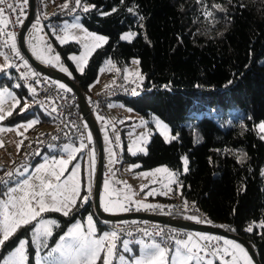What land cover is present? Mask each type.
Here are the masks:
<instances>
[{"label":"trees","instance_id":"trees-1","mask_svg":"<svg viewBox=\"0 0 264 264\" xmlns=\"http://www.w3.org/2000/svg\"><path fill=\"white\" fill-rule=\"evenodd\" d=\"M83 7L91 10L85 13ZM206 11L212 15L206 17ZM73 14L79 15L87 30L108 40L93 52L81 74L68 58L80 46L74 41L61 45L53 35L50 37V44L71 70L70 78L86 98L92 94L89 86L104 60L110 59L122 69L135 57L145 77L142 89L139 94L115 98L144 116H158L178 136L165 142L154 131L146 154L135 156L127 150L122 136L123 162L137 163L138 169L166 165L180 172L183 187L179 198L187 201V207L179 208L174 201L154 213L186 218L187 214L200 212L208 224L246 240L260 264H264V228L256 225L264 222V139L257 129V124L264 122V0H82V7ZM126 30L136 33L131 42L120 39ZM16 84L20 87H14ZM0 86L12 88L21 99L4 122L29 118L40 121L25 131L24 143L31 133L50 125V115L39 107L19 111L33 95L15 73L8 76L0 72ZM43 156L49 155L42 151L29 161L28 168L25 164V172L17 181L30 170V164ZM182 157L188 159L187 172L183 171ZM0 171V178L7 179L4 169ZM81 180L83 192L84 169ZM4 188L0 186V191ZM88 213L94 216L99 229L108 227L95 214L92 202L81 205L79 198L69 216L58 212L42 214L59 224L53 228L44 251L76 218ZM250 225H256L252 232L246 231ZM30 235L27 228L20 229L0 248V257L14 248L18 239L31 240ZM34 252L31 243L27 247L28 264H34ZM97 264L103 262L99 259Z\"/></svg>","mask_w":264,"mask_h":264},{"label":"snow or ice","instance_id":"snow-or-ice-1","mask_svg":"<svg viewBox=\"0 0 264 264\" xmlns=\"http://www.w3.org/2000/svg\"><path fill=\"white\" fill-rule=\"evenodd\" d=\"M27 0H25V3ZM123 2V0H122ZM0 3H4V0H0ZM76 8H72V12H76L77 8L82 7V0H75ZM9 8L13 6L8 5ZM65 9L68 8V4L63 5ZM95 7V6H92ZM219 8L218 5L214 6ZM91 9L89 7H83L85 13L89 12ZM112 11H116L113 9ZM4 9L0 8V17H2ZM129 12L136 14L135 10L129 8ZM102 15H109L110 13H101ZM21 15H23V10H21ZM212 13L206 11L205 16H211ZM6 26V21H3ZM22 23V21H21ZM39 19L36 24L33 25L34 31H42L38 27ZM75 30V31H73ZM62 32V34H61ZM77 33H83V37ZM0 35H5L7 39L4 41L5 45L11 47L12 54L17 59H22L20 52L16 47V36L15 33H5L3 28H0ZM55 38L59 41L61 45H64L70 41L78 42L81 38L91 40L93 43L91 46L88 44L84 45L85 51L80 56H71L69 59L76 62L77 70L83 74L85 67L87 66L88 59L91 57L93 52L100 48L102 45L108 42L107 38L102 35L92 34L87 32L86 29L79 23H74L70 27L65 25L62 30H54ZM136 33L128 32L120 36L121 40L131 42ZM43 41V37H41ZM30 49L32 55L41 63L46 66L58 67L59 70L69 77H71V72L68 68L63 65L61 62V57L59 54H54V49L51 44H48L44 41V46L37 48L35 44H30ZM5 64L0 66V72L5 75L8 74L7 70L10 68H16L19 70L20 67L28 68L27 72H22L20 78L27 82L28 79L38 76L34 70L29 68L28 62L23 61L22 65L9 62V56L5 55ZM132 63L139 64V60H133ZM108 64L115 68L117 73H120V69L115 63L111 60L108 61ZM103 71V69L101 70ZM125 75L123 79L125 82L128 81L129 70L124 68ZM135 76L139 78L140 85L143 84L145 77L137 71ZM98 82V81H97ZM39 83V80H37ZM115 83V81H113ZM138 85V86H140ZM26 86L29 89V94L35 96L36 90L31 85ZM57 88L70 91L69 88L64 83H57ZM14 87H20L19 84L14 85ZM111 87V85H106V88ZM167 87V86H165ZM133 95H136L137 92L133 89ZM0 98H6L7 100L12 101L10 108L11 110H5L6 105L4 99H0V122L4 121L7 117H11L13 110H15L21 103V99L14 96L9 88L5 87L0 91ZM30 108V105L25 100L24 107L20 108V112L24 113ZM55 111V109H53ZM99 120L103 121L102 116L97 117ZM40 121L38 119H33L30 122H26L23 125L18 127L24 128L25 131L33 128ZM157 128L160 129L161 135L164 136L165 142H171L172 140L178 139V136L171 135L168 126L162 123L159 119L155 121ZM10 129H2L0 131H6ZM18 131V129H17ZM115 146L119 147L120 144V134L115 132ZM258 131L264 133V123L258 125ZM23 135V133H18ZM264 139V136H261ZM26 139V137H25ZM53 139H56L53 137ZM86 139L89 143L92 141V136L89 133L86 137H82V140ZM104 139L107 143L112 144L113 141L109 139L107 133H105ZM141 145L147 144V139H145V134L140 136ZM135 144V141L133 142ZM2 144V142H0ZM23 140L17 145L19 150ZM88 147L87 144L81 142L79 146L74 147L72 145H64L60 151L65 153V157L57 158L52 157L51 167L46 161L45 164L40 165L36 168V173L32 179H24L20 181H14L16 186L9 185V180H12L14 173L9 172L6 174L7 179L0 178V186L5 187L6 190L0 191V209H3L0 212V247H4L7 242L12 240L18 235V232L22 228H27L28 231L32 234V240L18 239L16 242L15 250L11 256L4 262V264H27L29 257L27 255L26 245L31 243L37 244L38 247L47 248V239L53 236V228L59 227L58 222L55 219L45 218L42 214L48 212H58L62 213L64 216H69L74 208L77 206V198L80 199L81 203H86L91 196V185L89 184L86 189L82 188V180L78 181L77 175L81 171V164L75 163L71 168L70 175L65 177V171L67 166L72 164L77 158L78 153H82ZM131 151L133 156L137 155V152H145L143 146L139 147L137 151ZM40 155V153H35ZM95 153L91 151L89 154V162L87 172L89 178L91 172L95 167ZM109 162L116 163L118 159L115 153L109 149ZM184 171H188V159L185 157L183 159ZM132 167H139V165H132ZM132 167L128 170L131 171ZM46 171V175H40V173ZM156 172H165L171 178L170 183H176L178 187H183V185L178 180V173L169 171L168 168H157ZM114 175V173H112ZM145 176L151 174L145 173ZM64 177V179H62ZM146 185L142 186L141 191ZM167 187V185H165ZM105 196L110 195L108 192L109 182L105 181ZM171 191V189H169ZM151 194V193H150ZM167 194V193H163ZM105 196L101 197V202L103 205V210L105 212H112L114 208H119V210L127 211L123 206V200H128L133 203H137L140 207L145 209L149 208H158L159 205L144 204L138 201H132L131 196L125 195L119 202H112L105 199ZM6 197V199H5ZM185 207H187V201H185ZM188 219L197 220L195 216H189ZM199 222V221H197ZM31 226V227H29ZM256 225H250L246 231L252 232L253 228ZM260 227L264 228V222H262ZM96 226L93 223V217L91 215L87 218V231L84 230L81 223L75 224L73 227L68 228L67 232L64 235L59 236V243L51 249L48 253V257H51V261H48V257H43L45 264H97V261L101 258V253H103V264H114L113 261H110L109 257L116 254L118 247L117 241L119 237L115 231L105 232L103 235L96 238ZM145 235L152 237V233L145 231ZM155 236L161 237L160 232L154 233ZM220 237H215L211 235L198 234L194 238L192 234H189L186 239H175L174 247L168 248L164 246L163 243L158 242L155 239H152L150 243H145L143 241H137L136 243L141 245L140 254L138 257L129 261V264H212V260L209 259V256L217 257L221 264H252V260L249 257L247 250L239 243L232 240L223 239V247H218L213 245V241H219ZM163 240V237H162ZM168 240H172L171 237ZM122 250L125 253H129L132 249L129 247V241L123 240ZM53 253H58V256H53ZM230 257V259H226ZM121 261L124 260V256H120Z\"/></svg>","mask_w":264,"mask_h":264},{"label":"rangeland","instance_id":"rangeland-1","mask_svg":"<svg viewBox=\"0 0 264 264\" xmlns=\"http://www.w3.org/2000/svg\"><path fill=\"white\" fill-rule=\"evenodd\" d=\"M35 1L37 2V4L40 1L43 5H45L46 10L50 11L52 6L61 0H35ZM38 19H39L38 27L42 31L37 32V31H34L33 25L36 24ZM40 19H41V15H40L39 9L36 8L35 12H34L33 20L31 22V24L28 26V28L25 32V35H24L25 47H26L27 51L29 52V54L35 60H37V59L32 55V51L30 49V44H35L37 46V48L39 49V48L44 46V41H46V38L48 36L47 31L40 24ZM60 23H61L62 29L64 28L65 25L70 27L74 23L81 24L78 14H72L71 16H69L65 19H61ZM83 28L86 29L84 26H83ZM73 31H75V30H73ZM87 32L92 33V34L101 35V34H98L95 32H91L89 30H87ZM128 32L135 33L133 30H126V31L122 32L120 34V36L122 34H125ZM61 34H62V32H61ZM77 34L80 35L81 37H83V33H77ZM53 36L55 37L54 33H53ZM102 36H104V35H102ZM41 37H43V41L41 40ZM104 37H106V36H104ZM74 42H76V41H74ZM76 43L80 46L79 51L77 53L69 54L68 58L71 56H74V55L80 56L85 51L84 45L88 44L89 46H91L93 42L91 40L81 38ZM51 45L53 47V44H51ZM53 49H54V47H53ZM54 54H58V52L54 50L53 55ZM60 57H61V62L63 63V65L68 68L69 72H71L68 65L63 61V58L61 55H60ZM69 60L73 63L74 67L76 68V62L71 60V59H69ZM109 60L110 59L104 60L102 65L99 67L96 79L89 86L90 89L96 90L95 88H99L104 83L110 82L112 76L115 75L116 69L112 68L108 64ZM133 60H137V58H135V57L131 58L130 62L127 65H125L122 69L119 67L118 68L122 71L123 75H125V73L123 71L124 68H127L129 70L128 78L130 80H132L134 83H140L139 78L137 76H135V73L137 71L140 72L139 65L132 63ZM4 64H5V59L3 57L2 49L0 47V66H2ZM51 67H53V66H51ZM53 68L60 71L58 67H53ZM102 69H103V71H101ZM76 70H77V68H76ZM8 72L10 74H12L9 70H8ZM61 73H63V72H61ZM63 74H65V73H63ZM65 75H67V74H65ZM51 80L54 84L62 83L61 81L56 80V79H51ZM5 87L9 88V90L15 96L13 89L8 87V86H3V87L0 86V91H2L3 88H5ZM0 99H4V103L6 105L5 110H11L10 105H11L12 101L7 100L6 98H0ZM23 107H20V108H23ZM19 111H20V109H19ZM106 115H107L106 120L110 124L119 128V130L121 132V133H119L120 138H121L120 140L122 142H123L122 136L124 134V139L126 141L125 143H126L128 151H129V149H131L132 151H137L138 148L141 146H143L145 148V151H146L147 144L151 138L152 133L154 131H157L158 133L161 134L160 129L157 128V126H156V123H155L156 119H159L162 123L167 125L166 122H164L163 120H161L158 116H156L154 114H150L149 116H144V115L136 112L132 108L126 106L118 98H115L113 103L106 107ZM95 117H96V121H98V125L100 126V133H101V137H102V141H103V157H104L103 168H102V179H101L100 192H99L100 209L103 212H105L103 210V205L101 202V197L105 196V188H104L105 181L109 182L108 192L110 194V195L105 196V199L112 201V202H119L123 196L128 195V196H131L132 201H138V202H141L144 204L159 205L160 207H158V208H161V209H163L164 207L168 208L169 207L168 203L174 202V201H175L174 202L175 206L179 205L178 206L179 208L185 207L184 206L185 203L184 202L181 203L180 198H179L180 197V191H181L180 187H178L176 183H170L171 178L168 176L167 173L155 171L157 168H165L166 167L169 169V171L178 173L180 175L179 171L171 169V168L167 167L166 165H160V166H157V167L151 168V169H138V167H132V165H138L137 163L123 162L122 167H121V176H118V175L114 176L112 174L113 173V164L109 162V149H110V147L104 139L105 135H104V131H103L102 122L97 118L98 116H95ZM31 120H33V118H29L26 120H20L16 123H6L4 121L0 122V128L10 129V130H6V131H0V142H2V144H0V169L2 168V165L5 162H8L11 160V156H14L16 154V152L18 151L17 145L22 140L21 137L26 133L24 128L18 127V126L23 125L26 122H30ZM260 123H264V122L263 121L259 122L257 124V129H258V125ZM17 129H18V131H17ZM168 129H169L171 135H174L171 132L169 126H168ZM18 133H23V135H20ZM142 134H145V139H147V141H148L146 145H141L139 138ZM262 136H264V133H262ZM163 138H164V136H163ZM134 141H135V144L133 143ZM92 151H94V153H95V157H94L95 167H94V170L92 171L91 176H90L91 188L93 186L94 175H95V170H96L97 149L95 147H93ZM129 152H131V151H129ZM137 153H145V152H139L138 151ZM78 155H79V153L77 154V156ZM52 157H55V156H53V155L43 156L34 165L30 164V170H27V172L24 174L23 178L20 180L32 179L35 175H37L36 168L42 164H45L46 161H47L49 168H50ZM184 158L185 157H182V161ZM75 163L81 164V171L77 175V178H76L78 181H81V172L85 167V158H83V157H80L79 160L76 158V160H74L72 162V164L67 166V169L69 166H70V169H69V171H67V170L65 171V177L70 175L71 168ZM183 165H184V163H183ZM28 167L29 166H27V168ZM130 167H132L131 171L128 170ZM184 167L185 166H183V171H184ZM145 173H149L151 175L145 176V175H143ZM262 173L264 174V165L262 167ZM40 175H46V171L42 170ZM179 175H178V180L180 181ZM62 179H64V177H62ZM144 185H146V187H144L143 191H141V188ZM165 185H167V187H165ZM12 186L13 187L16 186L15 183L12 184ZM85 187H86V184H85ZM169 189H171V191H169ZM163 193H167V194H163ZM91 196H92V194H91ZM91 196L89 197L88 200H91ZM172 198H173V201L171 200ZM5 199H6V197H5ZM77 200H78V198H77ZM89 202H92V204H93V199ZM81 205H82V203H81ZM123 206H124V208L127 209V211H122V210H119V208H114V210L112 212H106V213L118 214V213H123V212H129L131 210L134 212H144V213H152L153 212L154 213L155 210H157V208L145 209L143 207H140L137 203H133V202H130L128 200H123ZM2 211H3V209H0V212H2ZM89 215H91V214L88 213L85 216H82V217L80 216V217L76 218V220H74L67 227V229L64 231V233H62V235H64L67 232L68 228L73 227L77 223H81L83 225L84 230L87 231V218ZM91 216L93 217V223L96 226V233H95L96 238L103 235L105 232H109V233L112 232V229L108 228V227L99 229L94 216L93 215H91ZM189 216H195L197 218V220H192V221H195V222L199 221L198 223H207L205 217L200 212L186 215V217H189ZM49 219H53V218H49ZM189 220H191V219H189ZM260 224L261 223H257L256 225L259 226ZM197 233L204 234V235L210 234V233L199 232V231ZM21 239L27 240V238H24V237ZM30 239L31 240L33 239L32 234L30 235ZM48 239H47V241H48ZM222 239H228V240H232L234 242L239 243L238 241L230 239V238L222 237ZM59 242L60 241L58 238L56 243L52 247H50L48 249V251H44L43 247H38L37 244L32 243L33 247H34V251H35L34 252V264H45V261L42 258L48 257V253ZM27 247H28V245H26V249H27ZM140 248H141V245L138 246V252L134 255H130V254L125 253L123 251H118V249H117L116 254L113 256H110L109 259H110V261H113L114 264H129L130 260L139 256ZM14 250H15V247L12 248L10 251L6 252L3 256H1L0 257V264H4V262L11 256V254L13 253ZM27 255H28V253H27ZM58 255H59L58 253H53V256H58ZM120 256H124L123 261H121L119 259ZM51 259H52L51 257H48V261H51ZM209 259L212 260V264H215L212 257ZM100 260L103 262V253H101ZM252 264H254L253 261H252Z\"/></svg>","mask_w":264,"mask_h":264},{"label":"built area","instance_id":"built-area-1","mask_svg":"<svg viewBox=\"0 0 264 264\" xmlns=\"http://www.w3.org/2000/svg\"><path fill=\"white\" fill-rule=\"evenodd\" d=\"M68 4V8L65 9L63 5ZM12 5L9 8L8 5ZM0 8L4 9L2 17H0V28H3L5 33H15L16 36V47L20 52L22 59H17L11 51L9 45H5L4 41L7 39L5 35H0L2 40V52L4 55L9 56V62L16 63L19 65L23 64V61L28 62L29 68L38 73V76L30 78L25 82L20 78L22 72H27L28 68L20 67L19 70L16 68L8 69L12 74L15 73L19 77V81L22 85H31L36 90L35 96L28 102L30 105L29 109L33 107H39L50 115V125L48 127L40 128L31 135L26 140L23 148L18 153L17 158L12 159L7 164L5 163L2 168L4 169V175L9 172L14 173V177L9 182L17 181L18 177L25 171V164L28 166L29 161L37 156L35 153H41L42 151L47 152L48 155H53L57 158L65 157V153L60 151L64 145H72L74 147L79 146L81 142L88 145V147L79 153L81 157L85 158V163L89 162V154L93 147L96 148L93 136L88 128V125L84 119V116L80 110L78 104V95L70 90L64 91L57 88L50 77L36 69L28 60V58L21 52L19 48V33L21 25L28 13L29 3L28 0H4V3H0ZM35 8L39 9L41 19L40 24L45 28L48 33L46 41L50 44V37L53 35L54 30H62L60 23L61 19H65L71 16L74 12L71 11L72 8H76L75 0H66L65 2H58L52 6L50 11L46 10L45 5L40 1L36 2ZM21 10H23V15H21ZM6 21V26L3 23ZM22 21V23H21ZM122 71L120 73H115L112 76L110 82L104 83L100 88L93 91L88 97V110L92 117L96 120L95 116H102L104 118L102 122L104 135L107 133L109 139L113 141L109 144L111 150L115 153L118 162L113 164L114 176H121V167L123 164V152L122 144L120 140L119 147L115 146V132L121 133L119 128L110 124L106 118V107L108 103L118 95H133V89L136 90L137 94L141 91L142 85L140 83H134L128 78L125 82L123 79ZM39 80V83H37ZM115 81V83H113ZM106 85H111V87L106 88ZM140 85V86H138ZM27 87V86H26ZM28 109V110H29ZM55 109V111H53ZM97 125H98V121ZM99 131L100 126L98 125ZM91 134L92 141L89 143L86 139L82 140V137H86ZM55 137L56 139H53ZM102 138V137H101ZM92 173V172H91ZM113 179V178H112ZM114 180V179H113ZM91 200L93 199V191L91 188ZM88 200V201H91ZM85 203H82V205ZM109 227L112 231H115L119 237V244L122 240H128L129 242L136 243L137 241H143L145 243H150L152 239L157 240L164 244L168 248L174 247L175 239H186L189 234H192L194 238L198 235L197 231L173 226L167 223H160L154 220L148 219H122L116 220L109 223ZM145 231L152 233L153 236L150 238L145 235ZM160 232L161 237H157L154 233ZM215 237H220L219 241H213V245L218 247H223L222 236L214 234ZM163 237V240H162ZM171 237L172 240H168ZM119 246V245H118ZM213 258L215 264H221L220 260L215 256H210ZM230 259V257H226Z\"/></svg>","mask_w":264,"mask_h":264},{"label":"water","instance_id":"water-1","mask_svg":"<svg viewBox=\"0 0 264 264\" xmlns=\"http://www.w3.org/2000/svg\"><path fill=\"white\" fill-rule=\"evenodd\" d=\"M28 3H29L28 13L21 25V29L19 33V48L21 52L28 58L30 63L36 69H38L39 71H41L42 73L50 77L51 79H56V80L61 81L62 83H64L66 86H68L78 95V104H79L80 110L93 136V140H94V143L97 149L96 170H95L94 182L92 186V191H93V204L92 205H93V210L95 214L97 215V217L104 219V220H108V221L133 219V218L148 219V220H154V221H158L162 223H168L173 226L189 228L197 232L198 231L206 232V233L216 234V235H219L225 238H230V239L238 241L247 250L254 264H260L254 249L250 246V244L246 240L216 225H211L207 223H198V222L188 220L185 218H173L169 215L158 214V213H144V212L129 211V212H123V213H118V214H111V213L103 212L100 209L99 192H100V185H101V179H102V168H103V160H104L103 141L101 138V133L99 131L96 120L89 113L87 98L83 94L80 86L75 81H73L69 76L61 73L60 71L56 70L55 68L51 66H46L43 63H40L39 61L35 60L27 51L25 44H24V35H25V32L28 26L31 24L33 20L36 1L28 0ZM87 168H88V163L86 161L85 167H84L86 188L89 184L91 185L90 178L87 172Z\"/></svg>","mask_w":264,"mask_h":264},{"label":"crops","instance_id":"crops-1","mask_svg":"<svg viewBox=\"0 0 264 264\" xmlns=\"http://www.w3.org/2000/svg\"><path fill=\"white\" fill-rule=\"evenodd\" d=\"M2 54H3V52H2ZM5 55L3 54V57H4ZM7 72H8V70H7ZM117 72V71H116ZM8 76H12L13 74H10L9 72H8V74H7ZM100 88V87H99ZM96 90L98 89V88H95ZM90 90H92V92L93 91H95V90H93V89H90ZM115 99V98H114ZM114 99H112L109 103H108V105H110V104H112L113 103V101H114ZM88 100V99H87ZM107 105V106H108ZM26 137V134H24L22 137H21V139L23 140L24 138ZM24 143V142H23ZM25 144V143H24ZM24 144H22L21 145V147H23V145ZM21 147H20V149H21ZM20 149L16 152V154L20 151ZM12 157H14V156H11V160H12ZM81 157V155H78V160H79V158ZM10 160V161H11ZM10 161H8V162H10ZM8 162H5L6 164L8 163ZM4 163V164H5ZM3 164V165H4ZM2 165V166H3ZM69 169H70V166L68 167V169H67V171H69ZM26 177V176H25ZM23 177H21L20 179H22ZM20 179L18 180V181H20ZM181 203H183V202H181ZM179 206V205H178ZM132 211V210H131ZM156 211V210H155ZM153 213V212H152ZM185 219H188V217H186ZM189 220V219H188ZM208 224V223H207ZM199 234V233H198ZM206 235H211V236H213L214 234H206ZM123 241V240H122ZM121 241V242H122ZM138 246H139V244H137V243H134V242H130L129 243V247L132 249V251L131 252H129L128 254H130V255H134V254H136L137 252H138ZM118 251H123L122 250V243L121 244H119V246H118ZM209 258H211L210 256H209Z\"/></svg>","mask_w":264,"mask_h":264},{"label":"bare ground","instance_id":"bare-ground-1","mask_svg":"<svg viewBox=\"0 0 264 264\" xmlns=\"http://www.w3.org/2000/svg\"><path fill=\"white\" fill-rule=\"evenodd\" d=\"M159 214V213H158ZM99 218V217H98ZM101 219V218H100ZM111 221H108V220H104V219H101V223L102 224H104V225H107L108 226V228H110L109 227V223H110ZM160 223H162V222H160ZM168 224V223H167ZM118 248V247H117Z\"/></svg>","mask_w":264,"mask_h":264}]
</instances>
